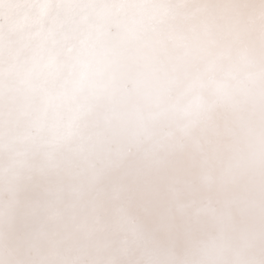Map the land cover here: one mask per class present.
<instances>
[{
  "label": "snow or ice",
  "instance_id": "6c2138e0",
  "mask_svg": "<svg viewBox=\"0 0 264 264\" xmlns=\"http://www.w3.org/2000/svg\"><path fill=\"white\" fill-rule=\"evenodd\" d=\"M0 264H264V0H0Z\"/></svg>",
  "mask_w": 264,
  "mask_h": 264
}]
</instances>
